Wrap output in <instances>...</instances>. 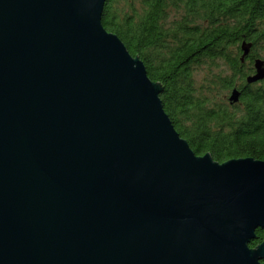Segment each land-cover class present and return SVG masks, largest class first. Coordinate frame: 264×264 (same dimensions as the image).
<instances>
[{"label": "water", "instance_id": "95a60500", "mask_svg": "<svg viewBox=\"0 0 264 264\" xmlns=\"http://www.w3.org/2000/svg\"><path fill=\"white\" fill-rule=\"evenodd\" d=\"M105 1L0 0V264H264V159L195 154Z\"/></svg>", "mask_w": 264, "mask_h": 264}, {"label": "trees", "instance_id": "16d2710c", "mask_svg": "<svg viewBox=\"0 0 264 264\" xmlns=\"http://www.w3.org/2000/svg\"><path fill=\"white\" fill-rule=\"evenodd\" d=\"M101 23L160 84L163 109L195 154L264 159V79L245 81L264 60V0H106ZM243 42L251 47L241 61ZM255 235L250 247L264 242V229Z\"/></svg>", "mask_w": 264, "mask_h": 264}, {"label": "rangeland", "instance_id": "374dc122", "mask_svg": "<svg viewBox=\"0 0 264 264\" xmlns=\"http://www.w3.org/2000/svg\"><path fill=\"white\" fill-rule=\"evenodd\" d=\"M257 49H258V52H262L261 47H258ZM203 76H204V70L203 69L202 70L199 69L196 72V79L202 78Z\"/></svg>", "mask_w": 264, "mask_h": 264}]
</instances>
